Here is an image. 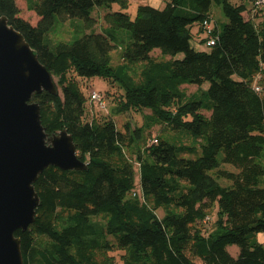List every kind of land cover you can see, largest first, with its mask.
Masks as SVG:
<instances>
[{"label": "trees", "instance_id": "1", "mask_svg": "<svg viewBox=\"0 0 264 264\" xmlns=\"http://www.w3.org/2000/svg\"><path fill=\"white\" fill-rule=\"evenodd\" d=\"M25 1L38 17L35 24L19 15L15 0H0V15L21 32L59 87L31 100L39 103L47 132L65 128L72 134L88 167L48 166L38 175L34 221L15 231L23 264H116L115 250L121 264H264L258 239L264 233V17L251 16L252 0L249 6L230 0L139 3L133 18L126 10L131 0ZM212 3L227 18L221 30L212 24ZM95 6H105L98 18ZM73 18L82 21L80 35L51 39L57 20ZM210 35L215 43L207 46ZM125 37L121 61L111 65V51ZM193 41L206 48L195 49ZM94 76L118 87L109 117L87 115L90 91L87 96L78 79ZM185 84L197 91L187 94ZM145 108L147 127L159 123L168 130L162 137L143 136V126L119 128L112 117ZM191 136L200 147L196 157L185 155L196 149ZM131 149L136 153L128 155ZM214 205V226L206 231ZM229 245L237 247L235 254Z\"/></svg>", "mask_w": 264, "mask_h": 264}, {"label": "water", "instance_id": "2", "mask_svg": "<svg viewBox=\"0 0 264 264\" xmlns=\"http://www.w3.org/2000/svg\"><path fill=\"white\" fill-rule=\"evenodd\" d=\"M58 92L53 76L24 36L0 15V264H23L17 229L34 221V182L48 166L86 170L65 128L49 133L34 93Z\"/></svg>", "mask_w": 264, "mask_h": 264}, {"label": "rangeland", "instance_id": "3", "mask_svg": "<svg viewBox=\"0 0 264 264\" xmlns=\"http://www.w3.org/2000/svg\"><path fill=\"white\" fill-rule=\"evenodd\" d=\"M17 6L19 7V15L21 17H23L24 19L30 21L32 24H35L38 17L35 14V12L28 10L26 8V1L25 0H15ZM241 1H243L244 3H246L248 6L250 5V0H230L231 3L233 4H237L240 3ZM162 6L163 2H160ZM136 7H137V2L131 0L128 7L126 8V10L129 12L130 16L133 18L135 16L136 13ZM119 6L118 5H114L113 9H118ZM105 9V6H95L92 10V15L95 16L96 18L99 17V15L103 12V10ZM210 15L212 18V24L213 26H216L219 30L222 29L224 23L227 22V18L224 15V12L222 10L221 5L217 4V3H212L211 8H210ZM100 24H103V22L100 20L98 22V24L95 26V30L99 31L100 30ZM71 25V26H70ZM81 25H82V21L80 19L77 18H73L71 19V21L66 22L64 24V22L62 21H56L54 24L53 29L49 32V36H51V39H56L57 41H61L62 37L63 38H69L72 35L73 39L74 37H76L77 35H80V29H81ZM69 26V27H68ZM64 27V28H63ZM125 32H127V30H125ZM199 34L201 35H206L205 31L199 32ZM55 37V38H54ZM127 41V38L125 37V39L123 41H117V46H115L113 48V50L111 51V65H116L118 63H120L121 61V53H122V46L125 45ZM203 45V44H202ZM203 46L206 47V45L204 44ZM152 56L154 57H159V51L158 49H154L151 52ZM183 54L180 52L176 55V57H182ZM168 58V56L166 57ZM135 68H137V70L140 69V66L137 64L134 66ZM260 75L257 78V81H259L260 79ZM53 80L57 83V77L53 75ZM79 83L80 86L83 88V91L85 92V94L88 96V92L90 90H94L98 93H101L102 96H104V100H105V107L104 108H100L99 106H97V103H91V102H87V115L91 116L92 112L94 113V116H106L109 117L111 112H112V108L115 106L116 101H117V94H119V90L118 87L116 85H112L110 87L109 82L106 79H103L102 77L99 76H94L91 78H79ZM209 86V81H204L200 87L201 90L198 92V96L199 97H203V95H201L202 92H205L208 89ZM59 88V87H58ZM182 88L186 91L187 94H192L193 92L197 91V85L195 84H185L182 85ZM107 90H109V92H107ZM106 94V96H105ZM150 110L149 109H143L142 111H137V110H129L126 111L124 113H119V114H113L112 113V117L115 120V123L117 124V126L119 128H123L124 124L128 123L130 125L131 129H135L136 126H143V136L148 135L151 138L153 137H159V136H163L165 135V133L168 131L166 128H163L162 124L159 123H155L153 124L151 127H147L146 124V118H145V114H149ZM206 114H208L207 112H205ZM165 130V131H164ZM191 141L190 144L191 145H195L196 149L193 153H188L185 154L186 156L189 157H196L198 155H200V147H199V143L195 141V139L191 136ZM173 142H179V138H173ZM183 142H189V138L188 137H182ZM139 145H141L142 147L144 146L143 142L140 141ZM134 151V153H136V150H128L126 151V153L128 155L132 154ZM129 152V153H128ZM221 154H219V158L221 157ZM221 166L225 169L231 170V171H235V167L229 163H222ZM135 169V183L139 182V168L137 165L134 166ZM136 189L139 190L138 185L136 186ZM216 206L214 205L211 212L209 211L207 213V216L209 217V219H207V221H205V226L204 229L206 231H210L213 226H214V221L216 219ZM157 213L159 216H162L164 214V210L163 208H159L157 210ZM96 220L99 221H103V219L101 217H95ZM111 238V240H113L112 236H109ZM111 254H114L116 257V264H121L119 258V255L121 254L120 250H115L110 252Z\"/></svg>", "mask_w": 264, "mask_h": 264}, {"label": "built area", "instance_id": "4", "mask_svg": "<svg viewBox=\"0 0 264 264\" xmlns=\"http://www.w3.org/2000/svg\"><path fill=\"white\" fill-rule=\"evenodd\" d=\"M250 14H251V16L256 15V14H261L264 17V0H252V8L250 10ZM203 25H204L206 31L210 34V32L212 30V25L210 24V22H208L207 20H204ZM214 43H215V37L210 35L209 38L206 40V45L210 46V45H213ZM253 84H254L255 90L260 89V86L256 80H254ZM89 100L92 103H97V105L100 108L105 107V100H104L103 96L101 95V93H98L94 90H90ZM154 141H156V140H154Z\"/></svg>", "mask_w": 264, "mask_h": 264}, {"label": "crops", "instance_id": "5", "mask_svg": "<svg viewBox=\"0 0 264 264\" xmlns=\"http://www.w3.org/2000/svg\"><path fill=\"white\" fill-rule=\"evenodd\" d=\"M133 1H136L137 4H139V3H147V4H149L151 6H154V7H162L164 5V0H133ZM160 2H163V5L162 6H160L161 5ZM192 46L195 49H197V50L198 49H204V48H206L205 46L200 45L199 43H197L195 41L192 42ZM168 58H169V56H168ZM258 239L260 241H263L264 242V233H259L258 234ZM228 249L231 251L232 254H235L236 251H237V247L235 245H229L228 246Z\"/></svg>", "mask_w": 264, "mask_h": 264}]
</instances>
